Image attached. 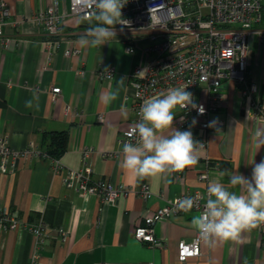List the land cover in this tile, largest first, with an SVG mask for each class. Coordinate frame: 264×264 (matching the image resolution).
<instances>
[{
	"label": "crops",
	"instance_id": "0c3cea01",
	"mask_svg": "<svg viewBox=\"0 0 264 264\" xmlns=\"http://www.w3.org/2000/svg\"><path fill=\"white\" fill-rule=\"evenodd\" d=\"M52 1L7 0L11 15L0 38V137H6L15 150L33 142L44 151L43 133L66 130L67 143L56 157L62 168L59 172L53 170L54 157L50 155L18 158L14 169L0 170V209H8L27 224L42 223L46 229L38 242L27 228L0 227V264H264V236L258 237L256 229L242 232L236 240L212 245L202 240L201 255L178 261L177 241H189L196 232L190 223L198 215L193 209L155 224V235L165 242L162 248L133 236L134 226L146 213L185 191L203 190L209 181L221 179L219 171L250 176V163L264 158V146L258 149L254 141L258 130L264 132V123L243 118L238 84L222 82L224 104L210 115L213 121L222 120V125L209 130L207 144L198 152V163L184 169L182 179H175V173H164L137 180L120 165L119 139L135 120L130 74L149 58L143 50L147 36L115 25L116 37L100 47H82L81 36L97 22L68 14L69 0H57L63 15L57 40H69L77 49L65 56V41L46 48L44 41L49 37L42 24L32 20ZM132 39L137 44L128 52L126 45ZM105 66L115 70L111 79L96 76L98 68ZM80 69L83 73L78 72ZM246 77L257 81L264 103V39L257 34L250 42ZM122 78L124 83L118 86ZM52 86L60 88L55 102L51 99ZM117 88V99L105 105L101 93ZM203 88L204 84L195 87L197 100L205 101ZM122 105L128 109L127 118ZM179 113L177 109L173 127L189 130L178 127ZM190 131L198 141L201 128L194 126ZM84 166L91 168L92 180L125 184L132 191L105 203L97 195L66 187L63 177L67 170ZM204 168L208 169V180L199 182L197 174ZM143 182L151 191L147 199L137 192ZM221 182L228 185V176ZM231 190L242 191L239 187ZM59 229L65 231L64 240Z\"/></svg>",
	"mask_w": 264,
	"mask_h": 264
},
{
	"label": "built area",
	"instance_id": "2783aa9c",
	"mask_svg": "<svg viewBox=\"0 0 264 264\" xmlns=\"http://www.w3.org/2000/svg\"><path fill=\"white\" fill-rule=\"evenodd\" d=\"M92 11L88 0H69L68 14L72 16L84 19L91 16ZM10 15L11 9L7 0H0L1 39L4 37L3 29ZM122 17L128 23L116 26L146 34L147 42L143 50L149 58L144 64L135 66L130 74L134 88L135 120L120 137L121 145L129 141L128 133L138 122L139 109L145 99L157 96L169 88L184 85H188L186 91L193 94L197 104L203 105L205 112L200 115L195 109L180 110L177 124L180 129H186L195 118V126L202 130L198 141L203 143L204 147L209 130L220 127L223 122L220 119L215 120L214 126H208L213 122L210 115L224 104V96L220 92L224 80H233L238 84L243 118L264 123V103L260 99L259 84L246 77L251 39L255 34L264 39V0H127L122 8ZM32 20L42 24L48 35L49 39L44 41L46 48L59 46L65 41V56L77 52V49L71 47L69 40H57L63 20L57 0H53L44 10L35 14ZM11 22L17 23L18 20ZM136 44L132 39V43L129 41L126 45V50L133 52ZM78 72L83 73V70ZM114 73L113 67L105 66L98 68L96 76L100 79H111ZM200 84H204L205 101L195 98V87ZM50 91L51 99L55 102L60 88L52 86ZM40 155L49 156L33 142H29L21 150H15L9 146L6 137H0L1 171L14 169L18 158ZM52 162L53 170L59 172L62 168L58 158H52ZM90 174L89 166L76 170L68 169L63 183L66 187L76 188L82 194L97 195L105 203H112L118 196H127L132 191V188L125 184H113L103 179L92 180ZM183 175L184 170L176 172L174 178L182 179ZM197 180H208L207 168L198 172ZM137 192L143 199L151 195L146 182L140 184ZM197 193L206 197V187L203 190L185 191L164 206L146 213L142 221L134 226L133 236L151 246L164 247L163 239L155 235V224L183 212L178 208L179 200L185 196H195ZM204 203L205 200L201 199L200 207H194L193 210L199 214ZM0 227L27 228L38 242L46 235L42 223L27 224L8 209H0ZM255 229L258 237L264 236V225ZM58 233L64 240L65 231L59 229ZM201 241L197 232L189 241H177L176 259L184 261L188 257L201 255Z\"/></svg>",
	"mask_w": 264,
	"mask_h": 264
},
{
	"label": "clouds",
	"instance_id": "9594fccd",
	"mask_svg": "<svg viewBox=\"0 0 264 264\" xmlns=\"http://www.w3.org/2000/svg\"><path fill=\"white\" fill-rule=\"evenodd\" d=\"M127 0H88L93 9L86 17L89 23L95 20L81 36L82 47H97L116 37L114 26L126 25L122 17V8ZM124 79L117 81L122 85ZM188 85L172 87L159 95L147 98L139 109V120L128 133L129 141L122 145L120 165L131 172L137 180L157 177L164 173L169 176L182 172L198 163V152L204 144L194 139L190 128L197 120L192 119L189 130H177L173 127L177 109H195L203 115L205 109L194 101L193 94L186 91ZM118 88L101 93L100 100L109 105L117 99ZM121 111L127 118L128 109L122 105ZM215 121L209 123L214 126ZM258 149L264 146V132L254 137ZM250 176L227 169L219 171L221 179H213L206 185V197L197 193L185 196L178 202L179 210L190 212L199 208V201L205 200L203 209L191 219V227L200 238L210 245L217 241L236 240L242 232L264 225V158L258 163H250ZM228 176V185L221 182ZM171 183V181H169ZM239 187L241 192L232 191Z\"/></svg>",
	"mask_w": 264,
	"mask_h": 264
},
{
	"label": "trees",
	"instance_id": "16d2710c",
	"mask_svg": "<svg viewBox=\"0 0 264 264\" xmlns=\"http://www.w3.org/2000/svg\"><path fill=\"white\" fill-rule=\"evenodd\" d=\"M44 151L51 157H59L66 148L67 131H51L43 133Z\"/></svg>",
	"mask_w": 264,
	"mask_h": 264
}]
</instances>
